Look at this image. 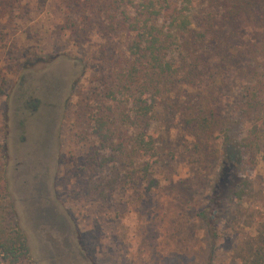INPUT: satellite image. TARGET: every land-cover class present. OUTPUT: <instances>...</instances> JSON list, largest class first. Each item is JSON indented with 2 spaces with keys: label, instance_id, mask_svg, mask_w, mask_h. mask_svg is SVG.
<instances>
[{
  "label": "rangeland",
  "instance_id": "374dc122",
  "mask_svg": "<svg viewBox=\"0 0 264 264\" xmlns=\"http://www.w3.org/2000/svg\"><path fill=\"white\" fill-rule=\"evenodd\" d=\"M62 16L59 0H10L0 9V74L7 79L0 97V221L26 247L18 264H261L252 251L264 227V117L239 105L244 73L227 69L204 88L237 141L252 127L258 137L257 145L239 148L240 181L229 194L228 177L215 182L219 138L194 137L167 106L156 128L173 151L155 164V187L122 178L108 185L90 156L88 125L75 115L98 88L101 59L94 56L106 53L108 40L94 30L89 42L73 37ZM232 32L224 48L236 66L258 64L264 25L240 21ZM178 87L171 102L181 108V95L197 91ZM238 188L243 194L234 200ZM202 209L214 220L213 241L197 215Z\"/></svg>",
  "mask_w": 264,
  "mask_h": 264
},
{
  "label": "trees",
  "instance_id": "16d2710c",
  "mask_svg": "<svg viewBox=\"0 0 264 264\" xmlns=\"http://www.w3.org/2000/svg\"><path fill=\"white\" fill-rule=\"evenodd\" d=\"M10 0H0V9ZM63 13L61 27L73 37L79 34L90 41L91 31L106 39L105 54L96 74L98 88L75 111L83 117L92 135L95 152L90 155L107 184L122 178L142 180L155 187L153 168L163 151L172 153L156 128L160 107H175L191 134L219 138L216 180L228 177L229 194L238 178L240 149L257 145L252 127L237 141L231 123L218 114L205 94L207 82L229 69L244 73L239 105L250 114L264 117V49L260 62L246 69L236 66L235 57L225 44L239 22L264 25V0H59ZM257 11L261 12L258 16ZM229 27V28H228ZM83 38V39H84ZM223 46V48H222ZM215 49V53L213 52ZM214 54H213V53ZM213 54V55H212ZM103 57V58H102ZM212 59V60H210ZM226 85V79H218ZM178 85L197 91L181 95V107L171 102ZM7 79L0 74V97L6 95ZM182 90V89H180ZM213 99V96H212ZM82 119V118H81ZM264 144V136H263ZM240 148V149H239ZM264 164V148L260 155ZM129 180V181H128ZM240 181V178H238ZM95 184V183H93ZM246 184V179H241ZM227 194V195H228ZM243 188L232 192L238 199ZM197 212L205 222L209 237L215 238L212 215ZM0 221V253L5 264H18L26 258V247L16 232ZM253 243V255L264 264V227ZM259 264V263H258Z\"/></svg>",
  "mask_w": 264,
  "mask_h": 264
}]
</instances>
